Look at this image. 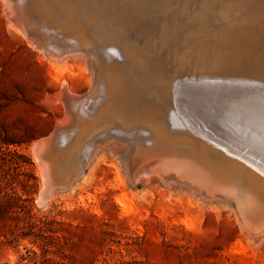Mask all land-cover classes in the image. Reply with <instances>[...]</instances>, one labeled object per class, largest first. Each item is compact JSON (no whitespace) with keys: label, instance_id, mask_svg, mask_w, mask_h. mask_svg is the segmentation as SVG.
Here are the masks:
<instances>
[{"label":"rangeland","instance_id":"obj_1","mask_svg":"<svg viewBox=\"0 0 264 264\" xmlns=\"http://www.w3.org/2000/svg\"><path fill=\"white\" fill-rule=\"evenodd\" d=\"M22 1L9 0V4L12 7L15 3L13 7L14 13L16 14L15 17L18 20L22 17L24 20H19V23L16 24L7 15L6 2L0 0V264H264V169L261 170L264 166V159L263 156H261L262 158H258L255 149L249 145H253L250 140H256L262 143V148L264 147V120L251 121L250 119L252 117L250 116L249 118V114L245 111L243 112L241 109L242 100L238 95L236 93L229 94V91L235 87H243L248 84L252 86V83H248L247 80L251 79L252 81L254 78L251 75L252 73L244 74V71L236 73L221 71L219 78L215 76V83H212L215 88L209 83L210 80L208 81L206 78H203L207 75V72L214 70V68L211 69V66H213L215 59H218L219 54L217 52H219L220 46L223 45L221 43L222 38L220 37L225 32L231 33L232 39L240 46L242 44L243 46L253 45L255 41H261L260 38H264V0H169L172 2L169 3L168 1V7L160 6L161 8L158 7L155 9L156 14L154 16L150 15L142 18L141 22L145 26L139 30V35L136 38H130L129 35L138 29L137 26L125 22L121 17L122 15H120L121 10L109 3L99 0H71L73 2V9H77L78 14H80L81 22L89 26V29H86L87 31L84 29L82 32H76L75 29L65 24L64 21H55L54 19L51 23L52 18L48 16V13L44 9L35 8L34 4L36 0ZM28 1L30 3H27ZM212 5L214 6L213 9L211 8ZM93 8L94 10L90 11ZM98 8L101 9L100 12L97 11ZM95 10L97 13H94ZM224 10L229 12H223ZM40 19L43 20L41 21ZM170 19L172 20L169 21ZM54 22L57 24L55 25ZM151 24L152 27L150 26ZM96 25L97 27H95ZM102 25L103 27H101ZM39 26H41V30ZM43 26H46V28ZM55 27L57 28L55 29ZM49 30L50 32H48ZM70 30L71 32H69ZM72 30H74L73 33ZM57 31L58 36L56 34ZM77 33L81 34L78 35ZM90 33L93 34L91 35ZM116 35L118 38H116ZM78 38L80 39L79 41H82L80 43L85 48L78 43ZM86 38L87 40H85ZM44 41H47V44ZM59 43L62 45L61 48L59 47ZM151 43H154V45L152 46ZM68 44L71 45L69 46L70 48L65 47L64 51V46ZM85 44L89 46L87 49ZM195 44H198V46H195ZM52 47H54V51ZM75 48L79 50V53H77ZM120 48L123 52L120 51ZM93 51H95L96 56L98 55L97 57H95ZM43 52L45 54L51 52V55H45ZM71 52L73 54L75 52L76 55L74 54L73 56ZM92 52L94 55L93 59L90 54ZM53 54L55 55L53 56ZM48 55L53 58L51 59ZM61 55L62 58L60 59L59 56ZM87 55H90V57ZM55 56L58 58H54ZM96 59L98 60L96 61ZM91 61L93 64L90 63ZM99 61L104 62L100 63ZM107 61L109 64L105 63ZM91 64L92 66H90ZM101 65H103L102 68L100 67ZM94 66H97L96 69ZM125 66L128 67L126 68ZM91 67L93 68L91 69ZM107 67L108 70L105 71ZM98 68L99 70H97ZM158 69L162 71L159 73ZM127 72L131 73L128 74ZM101 73H103V76ZM95 77L98 79L97 83H95ZM155 77L158 79H153ZM243 77L246 79L242 80ZM185 78L187 80L190 79V85H196L189 86V90L187 89L185 92H183L184 89L179 90L180 88L174 90L176 88L175 86L179 87L178 85L187 81ZM168 79L170 80L168 81ZM175 82L178 84L173 85ZM92 85L93 87H91ZM108 85L111 86L109 87ZM135 86L137 90H132L131 93L133 94L130 95V88H134ZM160 86L161 89L159 88ZM125 89L129 90V92H126ZM87 90L88 92H84ZM208 90L212 91L215 95ZM63 91H68L67 93L70 98L72 95V100L70 99L69 103L67 102L71 106H68L62 98L57 96L58 92L62 93ZM178 92L180 93L178 94ZM77 93H83L85 95L82 96L80 94L81 97ZM173 93H176L178 96ZM130 96L135 98L132 99ZM192 97H201L204 100L201 101L203 105L201 107L204 113L200 119V122H205L204 124L202 123L205 128L204 130H201L203 127L199 126L198 119V124L194 121L197 126L192 121L196 117L192 119L190 117L191 115L187 114L189 104L186 100L187 98L193 99ZM86 98L88 101L91 100V102L86 101ZM73 99L75 100L73 101ZM97 99L99 100L97 101ZM129 101L131 102L129 103ZM177 103L179 104L174 105ZM137 105L139 106L136 108ZM155 105L158 110L155 108ZM89 106L91 109L86 110ZM117 107L118 109H116ZM83 110L87 111L85 113L88 116L90 114V116L88 117ZM146 110L149 112L147 113ZM234 110L238 115H236ZM156 111L157 113H155ZM69 112H71V115ZM82 113L84 116H81ZM138 113L141 116L139 118L134 117ZM201 113L199 112V114ZM125 114H128L129 117L122 118V115ZM204 115H211L212 117L208 116V119H206L207 116L204 117ZM183 116L185 117L183 118ZM209 119L211 120L210 123ZM149 120L152 121L150 122ZM212 121L213 123L215 121V123L213 124ZM217 123L224 125L218 126L216 125ZM210 124L213 125L210 126ZM193 125L194 128L191 127ZM215 125L218 129L221 127L219 129L220 133ZM109 126L111 130L107 129ZM207 127L208 131L212 129L210 131L214 133L211 134L210 131L204 132L207 130ZM213 128L217 131H214ZM223 128L226 130V133H224L225 130ZM183 130H185V133ZM58 131L61 132L59 133ZM238 131L240 132L238 133ZM200 132H204V134ZM206 133H209V136ZM152 134L155 137L151 136ZM220 134H225V138ZM197 135L202 137L199 138L200 136ZM210 135L213 136L211 137ZM242 135H245V137ZM135 137L137 139L139 138V143L135 141L137 140ZM45 138L47 140H44ZM71 138L73 139L72 141ZM158 140L159 143H157ZM41 142L43 143L42 145L40 144V150L38 149L39 151L37 152L36 146ZM52 145H57L58 147L53 146V149ZM72 145H75L76 148ZM89 145L92 146L89 148ZM177 145L179 147L176 150ZM170 147L172 148L171 150ZM173 147H175V150H173ZM87 148L90 151L86 150ZM131 149L134 150L131 151ZM263 151L261 155H264ZM67 152L70 153L67 155ZM137 152L138 154H136ZM225 152L231 155L233 153L235 154L230 157L231 155L224 154ZM94 154L97 155L94 156ZM56 156L59 157L57 158ZM43 157H45L44 160L42 159ZM174 157L177 158L174 159ZM71 158L72 160H70ZM76 159L77 161L83 162H77ZM71 161L72 163H69ZM85 161L88 163L86 164ZM138 162L144 164L140 165ZM172 162L173 164H171ZM146 163L147 165H145ZM257 163L263 166L259 167ZM68 164L71 165V168ZM253 165L258 166L255 167L258 170H255ZM168 167L170 168L168 169ZM173 167L177 170L176 172L172 170L174 169ZM59 168L61 170H58ZM147 169L152 171V173L147 171ZM80 170L81 173L79 172ZM145 171L147 172L145 173ZM232 171L234 174L231 173ZM192 172L195 177L192 176ZM189 173L192 174L189 175ZM245 173L249 175L248 180L243 178V174ZM44 174L47 176L46 179L43 176ZM185 175H188V177ZM198 175L206 184H203L202 180H200L201 183L198 180H194L198 178ZM177 176L180 177L177 178ZM181 177H187V180L186 178L185 180H181ZM200 177L199 179H201ZM192 179L195 181L194 184L191 181ZM181 181L182 183L179 184ZM197 181L201 186H211L207 187L209 191L204 186L201 188ZM176 183L178 184L176 185ZM215 183L217 184L214 185ZM182 184L183 186H181ZM190 184L192 185L190 186ZM211 184L215 188L219 187L215 189L217 193L213 190L214 187ZM224 185L228 187H224ZM191 188H198V190H191ZM53 195L54 198H52ZM208 195L212 198H209ZM214 195L215 197H213ZM43 196L45 197L42 198ZM245 196L247 201L245 200ZM48 198H51V201ZM228 199L231 200L229 201ZM234 202L236 204H233ZM240 211L241 213H239ZM242 216L245 219L249 218L246 223L248 221H250L248 224L253 223L251 228V224L248 228V224L245 223V219ZM246 226L249 229V234L246 231L248 230ZM253 229L255 230L252 231ZM254 236L256 239L252 238Z\"/></svg>","mask_w":264,"mask_h":264},{"label":"bare ground","instance_id":"obj_2","mask_svg":"<svg viewBox=\"0 0 264 264\" xmlns=\"http://www.w3.org/2000/svg\"><path fill=\"white\" fill-rule=\"evenodd\" d=\"M5 2H6V12H7V15H8V17L10 18V20H12L14 23H16V24H18L19 23V20H22V21H24L23 19H22V17H20V19L18 20L17 19V17H15L16 16V14L14 13V10H13V7L15 6V3H14V6L12 7L10 4H9V0H4ZM22 1V0H21ZM71 0H36V2H35V8H40V9H44L47 13H48V16L49 17H51L52 19H51V23L53 22V20L55 19V21H64V23L65 24H67L69 27H71V28H73V29H75L76 30V32H82L84 29H85V31H87L86 29H89L88 27L89 26H87V24H85V23H82L81 22V20H80V14H78V11H77V9H73V6H72V1L70 2ZM75 1V0H74ZM96 1V0H95ZM99 1H101V2H105V3H109V4H111L112 6H114V7H116V8H119L120 10H121V14L120 15H122L121 17H122V19L125 21V22H127V23H129V24H132V25H134V26H137V30L135 31V32H131L130 33V38H136V37H138V35H139V30H141V29H143L144 28V24H143V22H141V20H142V18L144 17V16H154V14H156V12H155V9L156 8H158V7H160V6H162V7H168L169 6V4H168V1L169 0H99ZM181 1V0H180ZM210 1H212V0H210ZM209 1V2H210ZM12 2V1H11ZM23 2V1H22ZM170 2H172V1H169V3ZM203 2V1H202ZM21 3V2H20ZM26 3V2H25ZM27 3H30L29 1L27 2ZM84 3V2H83ZM12 4V3H11ZM175 4V3H174ZM174 4H173V6H174ZM185 4V3H184ZM203 4V3H202ZM214 4V3H213ZM244 4V3H243ZM5 5V4H4ZM105 5V4H104ZM110 5V6H111ZM183 5V4H182ZM216 5V4H215ZM28 6V5H27ZM71 6H72V8H71ZM92 6H93V4H92ZM96 6H97V3H96ZM108 6V5H107ZM175 6H177V5H175ZM19 7V6H18ZM30 7V6H29ZM180 7V6H179ZM183 7V6H182ZM205 7V6H204ZM207 7V6H206ZM213 5H212V9H213ZM20 8V7H19ZM111 8V7H110ZM161 8V7H160ZM170 8V7H169ZM20 9H22V8H20ZM19 9V10H20ZM189 9V8H188ZM198 9H199V7H198ZM202 9V8H201ZM220 9V8H219ZM241 9V8H240ZM249 9V8H248ZM80 10V9H79ZM94 10V8L93 9H91L90 11H93ZM100 10L101 9H99L98 8V10L97 11H99L100 12ZM180 10H181V8H180ZM89 11V12H90ZM97 11L95 10L94 11V13H97ZM104 11H106V10H104ZM175 11V10H174ZM187 11V10H186ZM204 11H205V9H204ZM213 11V10H212ZM226 10H224L223 12H225ZM250 11V10H249ZM29 12V11H28ZM37 12V11H36ZM42 12V11H41ZM40 12V13H41ZM88 12V13H89ZM161 12V11H160ZM175 12H178V11H175ZM220 12H221V10H220ZM226 12H229V11H226ZM20 13H21V11H20ZM25 13V12H24ZM46 13V14H47ZM184 13V12H183ZM206 13H208L207 11H206ZM212 13V12H211ZM34 14H35V12H34ZM90 14V13H89ZM118 14V13H117ZM212 14H215V13H212ZM230 14V13H229ZM241 14V13H240ZM22 15V14H21ZM39 15V14H38ZM41 15H42V13H41ZM114 15V14H113ZM189 15V14H188ZM198 15V14H197ZM210 15V14H209ZM208 15V16H209ZM242 15V14H241ZM244 15V14H243ZM27 16V15H26ZM46 16V15H45ZM53 16V17H52ZM82 16V15H81ZM83 16H84V14H83ZM82 16V17H83ZM90 16V15H89ZM159 16V15H158ZM180 16V15H179ZM185 16V15H184ZM199 16V15H198ZM230 16H231V14H230ZM229 16V17H230ZM239 16V15H238ZM245 16V15H244ZM256 16V15H255ZM24 17V16H23ZM47 17V16H46ZM112 17V16H111ZM176 17H178V16H176ZM240 17V16H239ZM248 17V16H247ZM25 18V17H24ZM45 18V17H44ZM107 18V17H106ZM160 18V17H159ZM210 18V17H209ZM240 18H242V17H240ZM33 19H34V17H33ZM83 19H84V17H83ZM249 19V18H248ZM27 20V19H26ZM35 20V19H34ZM37 20V19H36ZM41 20V19H40ZM43 20V19H42ZM41 20V21H42ZM47 20V19H46ZM151 20V19H150ZM172 19H170L169 21H171ZM176 20V19H175ZM198 20H199V18H198ZM208 20V19H207ZM243 20V19H242ZM21 21V22H22ZM29 21H31V20H29ZM86 21V20H85ZM186 21H187V19H186ZM27 22V21H26ZM37 22V21H36ZM48 22H50V21H48ZM62 22H59V23H62ZM111 22H113V21H111ZM117 22V21H116ZM154 22V21H153ZM104 23V22H103ZM149 23V22H148ZM191 23H192V21H191ZM211 23V22H210ZM31 24V23H30ZM46 24H47V22H46ZM54 24H55V22H54ZM57 24V23H56ZM55 24V25H56ZM63 24V23H62ZM146 24V23H145ZM199 24V23H198ZM59 25V24H58ZM195 25V24H194ZM205 25V24H204ZM53 27H54V25H52ZM61 26V25H60ZM63 26V25H62ZM68 26H66V27H68ZM85 26V27H84ZM149 26V25H148ZM151 27H152V24L150 25ZM149 26V27H150ZM201 26H203V25H201ZM232 26H234V25H232ZM44 27V26H43ZM58 27V26H57ZM57 27H55V29L57 28ZM95 27H97V25L95 26ZM101 27H103V25L101 26ZM106 27V26H105ZM118 27V26H117ZM150 27V28H151ZM171 27V26H170ZM196 27H197V25H196ZM21 28V27H20ZM19 28V29H20ZM44 28H46V26L44 27ZM63 28V27H62ZM90 28H92V27H90ZM155 28H157V27H155ZM172 28V27H171ZM26 29H27V27H26ZM39 29L41 30V26H39ZM54 29V31H56ZM66 30H67V28H65ZM116 29H118V28H116ZM119 29H120V27H119ZM125 29V28H124ZM159 29H160V27H159ZM168 29H169V27H168ZM173 29V28H172ZM175 29V28H174ZM21 30V29H20ZM46 30V29H45ZM58 30H60V29H58ZM94 30V29H93ZM123 30V29H122ZM146 30V29H145ZM144 30V31H145ZM151 30V29H150ZM158 30V29H157ZM181 30V29H180ZM261 30V29H260ZM264 30V29H263ZM63 31V30H62ZM73 31L74 30H72V33H73ZM84 31V32H85ZM155 31V30H154ZM169 31V30H168ZM178 31V30H177ZM48 32H50V30L48 31ZM69 32H71V30L69 31ZM89 32V31H88ZM127 32H129V31H127ZM147 32V31H146ZM162 32V31H161ZM45 33H47V32H45ZM64 33V32H63ZM66 33H68L67 31H66ZM101 33H103V32H101ZM100 33V34H101ZM116 33V32H115ZM123 33V32H122ZM150 33H151V31H150ZM189 33V32H188ZM243 33V32H242ZM262 33V32H261ZM24 34V33H23ZM47 34H50V33H47ZM54 34V33H53ZM56 34H57V36H58V31L56 32ZM76 34V33H75ZM78 34V33H77ZM79 34H81V33H79ZM78 34V35H79ZM86 34H87V32H86ZM91 35L93 34V33H90ZM152 34V33H151ZM158 34V33H157ZM163 34H164V31H163ZM171 34V33H170ZM186 34V33H185ZM231 34V33H230ZM229 33H224V35H222V37H220V38H222L221 40H222V42L221 43H223V45H221L220 46V49H219V52H217L218 54H219V56H218V59L216 58L215 59V61H214V63H213V66H211V69H213L214 68V70H211V71H209V72H207V75H205V77H203V78H206L208 81H209V83L211 84V85H213L214 86V84H212L213 82L215 83V76L216 77H218L219 78V76H220V72L222 71V72H231V73H236V72H240V71H244V74L246 73V74H251L252 76H253V78H254V80H252L251 81V79L250 80H247L248 81V83H252V86H254V87H252L250 84H248L247 86L245 85V86H243V87H240V86H238V87H235V88H233V89H231V91H229V94H231V93H236L237 95H238V97L242 100V107H241V109L243 110V112L245 111L247 114H249V118H250V116L252 117V119H250L251 121L252 120H259V119H262V120H264V38H260L261 39V41L259 40V41H255L254 43H253V45H249V46H243V44L240 46L239 44H237V42H235L233 39H232V35H230ZM234 34V33H233ZM25 35V34H24ZM43 35H46V34H43ZM55 35V34H54ZM66 35V34H65ZM83 35V34H82ZM95 35V34H94ZM102 35V34H101ZM105 35V34H104ZM119 35H120V33H119ZM148 35H149V32H148ZM174 35V34H173ZM190 35H192V34H190ZM26 36V35H25ZM36 36V35H35ZM60 36V35H59ZM63 36H64V34H63ZM73 36V35H72ZM84 37H85V35H83ZM88 36V35H87ZM86 36V37H87ZM145 36V35H144ZM152 36V35H151ZM48 37V36H47ZM56 37V36H55ZM77 37H79V36H77ZM82 37V36H81ZM96 37V36H95ZM94 37V38H95ZM101 37V36H100ZM99 37V38H100ZM126 37V36H125ZM158 37H159V35H158ZM172 37V36H171ZM174 37V36H173ZM192 37V36H191ZM246 37V36H245ZM49 38V37H48ZM51 38V37H50ZM66 38V37H65ZM69 38V37H68ZM92 38V37H91ZM102 38V37H101ZM116 38H118L117 37V35H116ZM161 38V37H160ZM159 38V39H160ZM55 39V38H54ZM70 39H72L71 37H70ZM77 39V38H76ZM89 39V38H88ZM138 39V38H137ZM143 39V38H142ZM173 39V38H172ZM206 39V38H205ZM41 40V39H40ZM47 40V39H46ZM80 39L78 38V41H79ZM85 40H87V38L85 39ZM84 40V41H85ZM101 40V39H100ZM99 40V41H100ZM161 40V39H160ZM174 40H176L175 38H174ZM247 40V39H246ZM256 40H258V38H256ZM48 41H49V39H48ZM56 41V40H55ZM89 41V40H88ZM105 41V40H104ZM142 41V40H141ZM183 41V40H182ZM215 41V40H214ZM30 42V41H29ZM41 42H42V44H43V41L41 40ZM46 44H47V41H44ZM51 42V41H50ZM67 42V41H66ZM76 42V41H75ZM74 42V43H75ZM82 43V41H79L78 43ZM86 42V41H85ZM91 42H92V40H91ZM97 42V41H96ZM148 42V41H147ZM161 42H163V41H161ZM52 43H54L53 41H52ZM62 43V42H61ZM61 43H59L60 44V48L62 47V45H61ZM69 43V42H68ZM80 43V44H81ZM84 43V42H83ZM108 43V42H107ZM111 43V42H110ZM137 43H139V42H137ZM173 43V42H172ZM184 43V42H183ZM193 43H195V42H193ZM66 44V43H65ZM76 44V43H75ZM91 44V43H90ZM97 44V43H96ZM112 44V43H111ZM152 44V43H151ZM178 44V43H177ZM44 45V44H43ZM49 45V44H48ZM55 45V44H54ZM53 45V46H54ZM76 45H78V44H76ZM82 45V44H81ZM87 44H85V46H86ZM88 45H89V43H88ZM102 45V44H101ZM126 45V44H125ZM129 45V44H128ZM145 45H146V43H145ZM144 45V46H145ZM154 45V43L152 44V46ZM160 45H161V43H160ZM164 45V44H163ZM38 46V45H37ZM40 46H41V44H40ZM47 46V45H46ZM69 46H71L70 44H68V45H66V46H64V51H65V47H68V48H70ZM74 46V45H73ZM80 46V45H79ZM83 46V45H82ZM90 46V45H89ZM89 46H86V49L89 47ZM111 46V45H110ZM115 46V45H114ZM116 46H118V45H116ZM195 46H198V44L196 45L195 44ZM39 47V46H38ZM50 47V46H49ZM55 47V46H54ZM54 47H52V50H53V48ZM84 47V46H83ZM96 47H98V46H96ZM128 47V46H127ZM130 47V46H129ZM132 47V46H131ZM181 47V46H180ZM42 48H44V47H42ZM67 48V49H68ZM78 48V47H77ZM85 48V47H84ZM91 48H93V47H91ZM104 48V47H103ZM115 48V47H114ZM154 48V47H153ZM191 48V47H190ZM40 49H41V47H40ZM45 49H48V48H45ZM76 49V48H75ZM90 49V48H89ZM109 49V48H108ZM121 49V48H120ZM130 49V48H129ZM131 49H133V48H131ZM160 49V48H159ZM177 49V48H176ZM199 49H200V46H199ZM198 49V50H199ZM50 50V49H49ZM48 50V51H49ZM52 50H50V51H52ZM60 50H63V49H60ZM59 50V51H60ZM77 50V53H79V50L78 49H76ZM76 50H73V51H76ZM81 50V49H80ZM114 50V49H113ZM116 50V49H115ZM194 50V49H193ZM44 52H45V50H43ZM54 51V50H53ZM69 51V50H68ZM71 51H72V49H71ZM117 51H118V49H117ZM116 51V52H117ZM120 51H122L123 52V50L121 49ZM126 51V50H125ZM140 51V50H139ZM43 52V53H44ZM94 52V54H95V51H93ZM93 52L92 53H90L91 54V58L93 59V57H94V55H93ZM103 57H104V55L100 52V51H98ZM97 52V53H98ZM108 52H110V51H108ZM114 52V51H113ZM174 52V51H173ZM201 52V51H200ZM51 53V52H50ZM50 53H46V54H50ZM54 53V52H53ZM68 53V52H67ZM72 54H73V52H71ZM125 53H127V52H125ZM194 53H195V50H194ZM203 53V52H202ZM45 54V53H44ZM45 54V55H46ZM69 54H70V52H69ZM71 54V55H72ZM74 54L76 55V53L74 52ZM74 54H73V56H74ZM82 54V53H81ZM84 54V53H83ZM86 54H87V52H86ZM85 54V55H86ZM105 54V53H104ZM115 54V53H114ZM113 54V55H114ZM117 54V53H116ZM122 54V53H121ZM177 54V53H176ZM176 54H174V55H176ZM198 54V53H197ZM201 54V53H200ZM203 54H205V53H203ZM51 55V54H50ZM55 54H53V56H54ZM65 55V54H64ZM67 55V54H66ZM84 55V56H85ZM106 55V54H105ZM111 55V54H110ZM151 55V54H150ZM49 56V55H48ZM87 56H89L90 57V55H87ZM98 56V55H97ZM96 56V54H95V57H97ZM123 56V55H122ZM127 56H129V55H127ZM202 56V55H201ZM49 57H51V59L53 58L52 56H49ZM48 57V58H49ZM60 57V59L62 58V55L61 56H59ZM105 57H108V56H105ZM130 57V56H129ZM132 57V56H131ZM146 57V56H145ZM211 57V56H210ZM54 58H56V56L54 57ZM58 58V57H57ZM56 58V59H57ZM63 58H64V56H63ZM86 58V57H85ZM102 57L100 56V59H101ZM114 58V57H113ZM118 58V57H117ZM116 58V59H117ZM123 58V57H122ZM135 58V57H134ZM147 58V57H146ZM203 58V57H202ZM207 58V57H206ZM92 59H90V60H92ZM99 59V60H100ZM105 59V58H104ZM107 59V58H106ZM127 59V58H126ZM125 59V60H126ZM130 59V58H129ZM136 59V58H135ZM138 59V58H137ZM140 59V58H139ZM157 59V58H156ZM210 59V58H209ZM212 59V58H211ZM214 59V58H213ZM90 60H88V61H90ZM98 59H96V61H97ZM102 60V59H101ZM109 60H111L110 58H109ZM124 60V61H125ZM132 60V59H131ZM141 60V59H140ZM183 60H185V59H183ZM86 61H87V59H86ZM95 61V60H94ZM137 61V60H136ZM200 61V60H199ZM198 61V62H199ZM211 61V60H210ZM60 62V61H59ZM100 62V61H99ZM104 62V61H103ZM102 61L100 62V63H103ZM117 62V61H116ZM149 62V61H148ZM202 62V61H201ZM204 62V61H203ZM206 62V61H205ZM90 63H92V61L90 62ZM89 63V64H90ZM105 63H108V61L107 62H105ZM120 63V62H119ZM93 64V63H92ZM92 64L90 65V66H92ZM94 64H96V63H94ZM99 64V63H98ZM97 64V65H98ZM109 64V63H108ZM107 64V65H108ZM132 64V63H131ZM148 64V63H147ZM111 65H113V64H111ZM119 65V64H118ZM125 65H126V63H125ZM128 65V64H127ZM135 65H137L136 63H135ZM192 65V64H191ZM89 66V67H90ZM102 66L103 65H101L100 67L102 68ZM109 66V65H108ZM139 66H140V63H139ZM138 66V67H139ZM146 66V65H145ZM159 66V65H158ZM195 66V65H194ZM95 67V66H94ZM97 67V66H96ZM96 67H95V69H96ZM99 67V68H100ZM106 67V66H105ZM115 67H117V65H115ZM126 67V66H125ZM128 67V66H127ZM126 67V68H127ZM143 67H144V65H143ZM152 67H154V66H152ZM157 67V66H156ZM93 67H91V69H92ZM99 68L97 69V70H99ZM118 68V67H117ZM116 68V69H117ZM123 68V67H122ZM125 68V69H126ZM137 68V67H136ZM149 68H150V66H149ZM148 68V69H149ZM162 68V67H161ZM111 69V68H110ZM124 69V70H125ZM129 69V68H128ZM190 69V68H189ZM201 69V68H200ZM209 69H210V67H209ZM225 69V70H224ZM89 70V69H88ZM108 70V67H107V69L105 70V71H107ZM127 70V69H126ZM133 70V69H132ZM136 70V69H135ZM140 70V69H139ZM138 70V71H139ZM147 70V69H146ZM159 70V69H158ZM165 70V69H164ZM92 71V70H91ZM93 71H94V69H93ZM92 71V72H93ZM104 71V70H103ZM144 71V70H143ZM148 71V70H147ZM150 71V70H149ZM153 71V70H152ZM155 71V70H154ZM162 71V70H161ZM160 70H159V73L161 72ZM195 71H197V70H195ZM214 71V72H213ZM94 72H96V71H94ZM93 72V73H94ZM112 72H113V70H112ZM117 72V71H116ZM134 72V71H133ZM145 72V71H144ZM165 72V71H164ZM90 73V72H89ZM92 73V74H93ZM105 73V72H104ZM118 73V72H117ZM120 73V72H119ZM123 73H125V72H123ZM128 73V72H127ZM131 73V72H130ZM130 73H128V74H130ZM137 73H139V72H137ZM150 73V72H149ZM212 73H216V74H212ZM96 74V73H95ZM102 74V76H103V73H101ZM107 74V73H106ZM141 74H143V73H141ZM141 74H139V75H141ZM146 74V73H145ZM154 74V73H153ZM157 74V73H156ZM166 74V73H165ZM168 74H170V73H168ZM230 74V73H229ZM94 75V74H93ZM98 75V74H97ZM110 75V74H109ZM127 75V74H126ZM135 75H136V72H135ZM144 75V74H143ZM159 75V74H158ZM164 75V74H163ZM200 75H202V74H200ZM99 76H101V75H99ZM99 76H97V77H99ZM105 76V75H104ZM128 76V75H127ZM134 76V75H133ZM144 76H147V75H144ZM152 76H154V75H152ZM157 76V75H156ZM160 76H162V75H160ZM191 76V75H190ZM107 77V76H106ZM129 77V76H128ZM131 77V76H130ZM178 77H179V75H178ZM184 77V76H183ZM189 77V76H188ZM187 77V78H188ZM195 77V76H194ZM96 78V77H95ZM100 78V77H99ZM137 78V77H136ZM146 78V77H145ZM170 78H172V77H170ZM192 78V77H191ZM198 78V77H197ZM239 78V77H238ZM102 79V78H101ZM113 79V78H112ZM116 79V78H115ZM125 79V78H124ZM123 79V80H124ZM138 79V78H137ZM141 79V78H140ZM153 79H156V77L155 78H153ZM152 79V80H153ZM158 79V78H157ZM156 79V80H157ZM163 79V78H162ZM166 79V78H165ZM186 79V78H185ZM194 79V78H193ZM205 79V80H206ZM232 79V78H231ZM243 79H246L245 77H243L242 78V80ZM94 80V79H93ZM92 80V81H93ZM97 78H96V82L95 83H97ZM106 80V79H105ZM104 80V81H105ZM109 80V79H108ZM120 80V79H119ZM126 80V79H125ZM132 80V79H131ZM135 80V79H134ZM145 80V79H144ZM170 79H168V81H169ZM187 80V79H186ZM203 80V79H202ZM113 81V80H112ZM140 81H142V80H140ZM172 81V80H171ZM179 81H181V80H179ZM184 81V80H183ZM236 81H238V80H236ZM63 82V81H62ZM64 82H66L65 80H64ZM63 82V83H64ZM111 82V81H110ZM129 82H130V80H129ZM133 82V81H132ZM150 82V81H149ZM152 83H153V81H151ZM157 82H159V81H157ZM164 82V81H163ZM189 82H190V79L189 80H187V81H185V82H183L181 85H178L179 87H177V86H175L176 88L174 89V90H176L177 88H180L179 90H182V89H184L183 90V92H185L188 88H189V86L191 87V86H193V85H196V84H193V85H190L189 84ZM68 83V82H67ZM99 83V82H98ZM106 83V82H105ZM109 83V82H108ZM118 83V82H117ZM141 83V82H140ZM160 83H162L161 81H160ZM181 83V82H180ZM191 83H192V79H191ZM194 83V82H193ZM198 83V82H197ZM201 83V82H200ZM208 83V82H207ZM217 83V82H216ZM66 84V83H65ZM122 84V83H121ZM132 84V83H131ZM151 84V83H150ZM165 84V83H164ZM178 84V83H177ZM176 84V82H175V84H173V85H177ZM96 85H98V84H96ZM100 85V84H99ZM105 85V84H104ZM107 85V84H106ZM116 85V84H115ZM123 85H124V83H123ZM126 85V84H125ZM147 85V84H146ZM157 85V84H156ZM160 85V84H159ZM162 85V84H161ZM64 86V85H63ZM66 86V85H65ZM102 86V85H101ZM109 86V85H108ZM111 86V85H110ZM109 86V87H110ZM129 86V85H128ZM142 86V85H141ZM148 86V85H147ZM206 86V85H205ZM210 86V85H209ZM67 87V86H66ZM91 87H93V85L91 86ZM90 87V88H91ZM106 87V86H105ZM119 86H117V88H118ZM133 87V86H132ZM143 87V86H142ZM158 87V86H157ZM164 87V86H163ZM200 87V86H199ZM207 87V86H206ZM234 87V86H233ZM97 88V87H96ZM101 88V87H100ZM103 88V87H102ZM155 88V87H154ZM153 88V89H154ZM160 89H161V86L159 87ZM193 88V87H192ZM213 88H215V86L213 87ZM212 88V89H213ZM219 88V87H218ZM232 88V87H231ZM68 89V88H67ZM107 89V88H106ZM112 89V88H111ZM110 89V90H111ZM119 89H120V87H119ZM131 90H130V92H129V90H126L125 89V91L126 92H129L130 93V95H132L133 93H131V91L133 90V91H136L137 90V87L135 86L134 88H130ZM148 89H150L149 87H148ZM158 89V88H157ZM163 89V88H162ZM165 89H166V87H165ZM164 89V90H165ZM204 89V88H203ZM61 90V89H60ZM59 90V91H60ZM90 90V89H89ZM97 90V89H96ZM109 90V91H110ZM123 90H124V88H123ZM140 90H141V88H140ZM152 90V89H151ZM156 90V89H155ZM178 90V89H177ZM189 90V89H188ZM199 90V89H198ZM216 90V89H215ZM218 90V89H217ZM223 90V89H222ZM70 91H72V90H70ZM93 92H95L94 90H92ZM108 91V92H109ZM113 91V90H112ZM111 91V92H112ZM117 91V90H116ZM115 91V92H116ZM120 91V90H119ZM173 91V90H172ZM171 91V92H172ZM195 91V90H194ZM201 91V90H200ZM203 91H205V90H203ZM208 91H210V90H208ZM214 91V90H213ZM61 92V91H60ZM64 92V91H63ZM57 93V96L58 97H60V98H62L65 102L64 103H66V104H68L69 103V100L72 98V95H71V98L69 97V94L65 91L64 93ZM75 92V91H74ZM84 92H88V90L87 91H84ZM107 92V93H108ZM114 92V93H115ZM161 92H163L162 90H161ZM169 92V91H168ZM181 92V91H180ZM180 92H178V94L180 93ZM190 92V91H189ZM213 95H215L212 91H210ZM209 92V93H210ZM215 92V91H214ZM217 92V91H216ZM73 93V92H72ZM96 93V92H95ZM95 93H94V95H95ZM104 93V92H103ZM140 93V92H139ZM156 93V92H155ZM177 93V92H176ZM176 93H173L174 95L176 94ZM208 93V94H209ZM226 93V92H225ZM60 96H59V95ZM68 94V95H67ZM76 94V93H75ZM77 94H79V93H77ZM80 94H82V96H84L83 95V93H80ZM79 94V96H81ZM89 94V93H88ZM119 94V93H118ZM124 94V93H123ZM141 94V93H140ZM152 94V93H151ZM158 94H159V92H158ZM162 94V93H161ZM194 94V93H193ZM201 94V93H200ZM106 95V94H105ZM146 95V94H145ZM168 95V94H167ZM173 95V96H174ZM177 95V94H176ZM189 95V94H188ZM206 95V94H205ZM224 95V94H223ZM81 96V97H82ZM108 96V95H107ZM134 96V95H133ZM147 96H148V94H147ZM152 96V95H151ZM154 96H156V94H154ZM164 96H165V94H164ZM178 96V95H177ZM184 96V95H183ZM187 96V95H186ZM192 96V95H191ZM92 97V96H91ZM109 97V96H108ZM125 97H127V95H125ZM131 97V96H130ZM149 97V96H148ZM157 97V96H156ZM181 97V96H180ZM188 97V96H187ZM203 97V96H202ZM207 97V96H206ZM219 97V96H218ZM59 98V99H60ZM95 98V97H94ZM107 98V97H106ZM118 98V97H117ZM123 98V97H122ZM132 99H134L135 97H131ZM138 98V97H137ZM136 98V99H137ZM158 98V97H157ZM162 98V97H161ZM173 98V97H172ZM186 98V97H185ZM193 98V97H192ZM82 99H84V98H82ZM87 99V98H86ZM128 99V98H127ZM150 99V98H149ZM151 99H152V97H151ZM166 99V98H165ZM189 98H187V100H186V102L189 104V111H188V113L187 114H189V115H191L190 117H192V119L193 118H195L194 120H192L193 122L195 121V122H197V119H198V122H199V126H201V127H203V128H201V130L203 129H205L204 128V125H202V123L204 124L205 122H200V119L202 118V114L204 113V110L202 111V107L201 106H203L202 105V102L201 101H204L203 99H201V97L200 98H197V97H194L193 99H189ZM206 99V98H205ZM234 99V98H233ZM61 100V99H60ZM72 100V99H71ZM75 99H73V101H74ZM95 100V99H94ZM99 99H97V101H98ZM101 100V99H100ZM131 100V99H130ZM154 100H155V98H154ZM158 100V99H157ZM156 100V101H157ZM178 100V99H177ZM185 100V99H184ZM228 100V99H227ZM226 100V101H227ZM83 101H85V100H83ZM86 101H88V99L86 100ZM93 101V100H92ZM146 101H147V99H146ZM159 101H160V97H159ZM158 101V103H160ZM173 101H174V99H173ZM179 101V100H178ZM207 101V100H206ZM231 101V100H230ZM234 101V100H233ZM61 102H62V100H61ZM68 102V103H67ZM80 102H81V100H80ZM88 102H91V100H89ZM87 102V103H88ZM94 102V101H93ZM100 102V101H99ZM99 102H97V103H99ZM104 102H106V101H104ZM108 102V101H107ZM117 102V101H116ZM131 101H129V103H130ZM132 102H134V101H132ZM138 102V101H137ZM136 102V103H137ZM140 103H142L141 101H139ZM153 102V101H152ZM232 102V101H231ZM77 103V102H76ZM79 103V102H78ZM103 103V102H102ZM146 103H148V102H146ZM150 103V102H149ZM228 103V102H227ZM235 103V102H234ZM86 104V103H85ZM108 104H110V103H108ZM107 104V105H108ZM111 104H112V102H111ZM132 104H134V103H132ZM153 104H155V103H153ZM162 104V103H161ZM165 104V103H164ZM179 103H177V104H174V105H178ZM232 104H233V102H232ZM83 105V104H82ZM100 105H102V104H100ZM156 105H157V103H156ZM156 105H155V108H156ZM171 105H172V103H171ZM225 105V104H224ZM228 105V104H227ZM68 106H71L70 104H68ZM91 106H93L92 104H91ZM95 106H96V104H95ZM139 105H137L136 106V108L138 107ZM146 106V105H145ZM167 106H168V104H167ZM173 106V105H172ZM181 106V105H180ZM184 106H185V104H184ZM223 106V105H222ZM231 106V105H230ZM233 106V105H232ZM235 106V105H234ZM236 106H238V104H236ZM65 107V106H64ZM73 107V106H72ZM90 107V106H89ZM86 108V110H88V109H91V107L90 108ZM110 107V106H109ZM162 107V106H161ZM160 107V108H161ZM170 107V106H169ZM179 107V106H178ZM214 107V106H213ZM79 108V107H78ZM99 108V107H98ZM108 108V107H107ZM111 108V107H110ZM172 108H175V107H172ZM215 108V107H214ZM220 108H222V107H220ZM66 109H68L67 107H66ZM116 109H118V107L116 108ZM157 109V108H156ZM168 109V108H167ZM179 109V108H178ZM230 109V108H229ZM232 109V108H231ZM69 110V109H68ZM70 110L72 111V109L70 108ZM75 110H76V108H75ZM78 110V109H77ZM106 110H108V109H106ZM111 110V109H110ZM158 110V109H157ZM166 110V109H165ZM164 110V111H165ZM200 110V111H199ZM220 110V109H219ZM239 110V109H238ZM84 111V110H83ZM94 111V110H93ZM112 111V110H111ZM110 111V112H111ZM116 111H118V110H116ZM133 111H134V109H133ZM149 111H150V107H149ZM148 111V112H149ZM161 111V110H160ZM170 111V110H169ZM177 111V110H176ZM210 111H212V110H210ZM214 111V110H213ZM228 111V110H227ZM226 111V112H227ZM231 111V110H230ZM85 112H87V111H84V113ZM103 112V111H102ZM143 112V111H142ZM146 112H147V110H146ZM147 112V113H148ZM166 112V111H165ZM199 112H202L201 114H199ZM206 112V111H205ZM207 112H209V111H207ZM219 112V111H218ZM234 112H235V110H234ZM71 112H69V114H70ZM75 113V112H74ZM80 113V112H79ZM90 113V112H89ZM107 113V112H106ZM152 113H154L153 111H152ZM155 113H157V111L155 112ZM162 113V112H161ZM185 113V114H186ZM224 113V112H223ZM229 113V112H228ZM232 113V112H231ZM236 113V112H235ZM68 114V115H69ZM83 114V113H82ZM81 114V116H84V114L82 115ZM85 114H87V113H85ZM92 114V113H91ZM112 114V113H111ZM119 114V113H118ZM205 114H208V113H205ZM233 114V113H232ZM71 115V114H70ZM100 115V114H99ZM115 115V114H114ZM148 115H151V114H148ZM161 115V114H160ZM196 115V116H195ZM236 115H238V113H236ZM258 115H259V117H258ZM74 116H76V115H74ZM86 116V115H85ZM87 116H88V114H87ZM89 116H90V114H89ZM88 116V117H89ZM93 116V115H92ZM112 116V115H111ZM141 115H139V113H138V115H135L134 117H140ZM157 116H158V114H157ZM163 116V115H162ZM164 116H166V114H164ZM179 116H181V115H179ZM178 116V117H179ZM186 116V115H185ZM185 116H183V118L185 117ZM207 116V115H206ZM205 115H204V117H206ZM208 116H211V115H208ZM208 116H207V118L206 119H208ZM225 116H226V113H225ZM229 116H230V114H229ZM240 116V115H239ZM242 116V115H241ZM248 116V115H247ZM70 117V116H69ZM73 117V116H72ZM106 117V116H105ZM129 116H128V114H125V115H122V118H128ZM145 117V116H144ZM149 117V116H148ZM154 117H155V115H154ZM200 117V118H199ZM212 117V116H211ZM214 117V116H213ZM216 117V116H215ZM218 117V116H217ZM244 117V116H243ZM258 117V118H257ZM66 118V117H65ZM75 118V117H74ZM81 118H83V117H81ZM182 118V119H183ZM225 118V117H224ZM230 118V117H229ZM242 118V117H241ZM247 118V117H246ZM92 119V118H91ZM112 119V118H111ZM141 119V118H140ZM144 119V118H143ZM149 119V118H148ZM214 119H216V118H214ZM66 120H67V118H66ZM77 120V119H76ZM158 120V119H157ZM160 120V119H159ZM164 120V119H163ZM169 120V119H168ZM185 120V119H184ZM190 120V119H189ZM213 120V119H212ZM233 120V119H232ZM238 120H240V119H238ZM241 120H243V119H241ZM249 120V121H250ZM62 121H65V120H62ZM71 121H73L72 119H71ZM70 121V122H71ZM80 121H81V119H80ZM100 121V120H99ZM117 121V120H116ZM122 121V120H121ZM128 121V120H127ZM145 121V120H144ZM150 121V120H149ZM148 121V122H149ZM152 121V120H151ZM150 121V122H151ZM156 121V120H155ZM191 121V122H192ZM206 121H208V120H206ZM210 119H209V123H210ZM230 121V120H229ZM248 121V122H249ZM78 122V121H77ZM82 122V121H81ZM105 122V121H104ZM107 122V121H106ZM109 122H110V120H109ZM129 122V121H128ZM162 122V121H161ZM168 122V121H167ZM175 122V121H174ZM182 122V121H181ZM190 122V123H191ZM194 122V123H195ZM198 122H197V124H198ZM216 122H217V120H216ZM233 122V121H232ZM243 122V121H242ZM241 122V123H242ZM245 122V121H244ZM73 123V122H72ZM130 123H131V121H130ZM129 123V124H130ZM139 123V122H138ZM144 123V122H143ZM208 123V122H207ZM208 123V124H209ZM212 123H213V121H212ZM214 123H215V121H214ZM213 123V124H214ZM218 123H220V122H218ZM216 124V125H218V126H220L219 124ZM236 123H238V122H236ZM256 123V122H255ZM261 123H263V122H261ZM58 124V123H57ZM60 124H62V123H60ZM64 124V123H63ZM66 124V123H65ZM80 124V123H79ZM98 124V123H97ZM102 124V123H101ZM120 124H122V123H120ZM128 124V125H129ZM140 124V123H139ZM160 124H162V123H160ZM160 124H158V125H160ZM165 124V123H164ZM186 124H188V123H186ZM185 124V125H186ZM191 124H193V123H191ZM196 124V123H195ZM197 124H196V126H197ZM212 124V125H213ZM234 124V123H233ZM245 124V123H244ZM251 124V123H250ZM82 125V124H81ZM154 125V124H153ZM157 125V124H156ZM155 125V126H156ZM207 125V124H206ZM211 124H210V126H212ZM216 125H215V127H216ZM222 125H224V124H222ZM221 125V126H222ZM236 125H238V124H236ZM61 126V125H60ZM64 126V125H63ZM97 126V125H96ZM175 126V125H174ZM189 126V125H188ZM226 126V125H225ZM252 126H254L253 124H252ZM256 126V125H255ZM259 126V125H258ZM262 126V125H261ZM58 127H59V124H58ZM64 127H66V126H64ZM64 127H62V128H64ZM78 127H80L79 125H78ZM102 127V126H101ZM106 127V126H105ZM104 127V128H105ZM138 127H140V126H138ZM137 127V128H138ZM162 127V126H161ZM161 127H160V129H161ZM191 127H193L194 128V125L193 126H191ZM229 127V126H228ZM67 128V127H66ZM65 128V129H66ZM112 128V127H111ZM186 128H187V126H186ZM198 128V127H197ZM212 128V127H211ZM217 129H218V127H216ZM221 128V127H220ZM219 128V129H220ZM249 128H252V127H249ZM255 128V127H254ZM261 128V127H260ZM58 129V128H57ZM56 129V130H57ZM97 129V128H96ZM107 129H110V126H109V128H107ZM158 129V128H157ZM199 129V128H198ZM207 130H205L204 132H206V131H208V127L206 128ZM214 129V131H217V130H215V128H213ZM219 129H218V131H219ZM224 129V128H223ZM227 129V128H226ZM233 129V128H232ZM231 129V130H232ZM255 129H258V128H255ZM60 130V129H59ZM63 130V129H62ZM72 130V129H71ZM70 130V131H71ZM95 130V129H94ZM93 130V131H94ZM100 130V129H99ZM111 130V129H110ZM151 130V129H150ZM163 130H165V129H163ZM190 130V129H189ZM194 130H197V129H194ZM193 130V131H194ZM200 130V129H199ZM210 130H212V129H209V131ZM225 130V129H224ZM228 130V129H227ZM92 131V130H91ZM104 131V130H103ZM102 131V132H103ZM167 131V130H166ZM171 131V130H170ZM169 131V132H170ZM184 131V133H185V130H183ZM183 131H182V133H183ZM191 131V130H190ZM192 131V132H193ZM198 131V130H197ZM208 131V132H209ZM223 131V130H222ZM242 131V130H241ZM249 131V130H248ZM258 131H260V130H258ZM263 131V130H262ZM59 132V131H58ZM61 132V131H60ZM59 132V133H60ZM74 132V131H73ZM151 132V131H150ZM153 132V131H152ZM174 132V131H173ZM179 132H180V130H179ZM195 132V131H194ZM204 132H200L201 134L203 133L204 134ZM240 131H238V133H239ZM252 132V131H251ZM254 132V131H253ZM257 132V131H256ZM55 133V132H54ZM68 133V132H67ZM76 133V132H75ZM98 133V132H97ZM130 133V132H129ZM175 133H177V132H175ZM199 133V132H198ZM210 133H211V131H210ZM212 133H214L213 131H212ZM211 133V134H212ZM216 133V132H215ZM219 133H220V131H219ZM224 133H226V130H225V132ZM227 133H229V131H227ZM234 133V132H233ZM232 133V134H233ZM246 133V132H245ZM260 133V132H259ZM94 134V133H93ZM111 134V133H110ZM138 134V133H137ZM144 134V133H143ZM193 134V133H192ZM208 136H209V133H206ZM205 134V135H206ZM217 134V133H216ZM216 134H214V135H216ZM247 134V133H246ZM253 134V133H252ZM251 134V135H252ZM57 135V134H56ZM55 135V136H56ZM70 135H71V133H70ZM123 135H124V133H123ZM139 135V134H138ZM177 135V134H176ZM220 135H223V134H220ZM225 135V134H224ZM223 135V136H224ZM251 135H249V136H251ZM260 135V134H259ZM54 136V137H55ZM59 136V135H58ZM72 136H73V134H72ZM75 136V135H74ZM88 136V135H87ZM107 136V135H106ZM118 136V135H117ZM126 136V135H125ZM128 136V135H127ZM150 136V135H149ZM151 136H154L153 134L151 135ZM171 136H173V135H171ZM189 136V135H188ZM197 136H200V135H197ZM196 136V137H197ZM204 136V135H203ZM211 136V135H210ZM213 136V135H212ZM211 136V137H212ZM218 136V135H217ZM230 136H231V134H230ZM235 136V135H234ZM242 136H244L245 137V135H242ZM47 137V136H46ZM52 137V136H51ZM105 137V136H104ZM155 137V136H154ZM158 137H160V136H158ZM180 137V136H179ZM185 137V136H184ZM194 137V136H193ZM202 136H200L199 138H201ZM205 138H206V136H204ZM220 137V136H219ZM233 137V136H232ZM248 137V136H247ZM252 137H254V136H252ZM252 137H250V138H252ZM256 137V136H255ZM262 137V136H261ZM59 138H61V137H59ZM94 138V137H93ZM106 138V137H105ZM119 138V137H118ZM128 138V137H127ZM136 138V137H135ZM134 138V139H135ZM224 138H225V136H224ZM224 138H222V139H224ZM43 139V138H42ZM83 139V138H82ZM100 139V138H99ZM137 139V138H136ZM139 139V138H138ZM138 139L137 140H135V141H138ZM146 139H147V137H146ZM145 139V140H146ZM159 139V138H158ZM172 139V138H171ZM197 139V138H196ZM204 139V138H203ZM221 139V140H222ZM233 139H234V137H233ZM246 139V138H245ZM247 139H249V138H247ZM44 140H47L46 138L44 139ZM56 140V139H55ZM65 140V139H64ZM73 139L71 138V141H72ZM145 140H144V142H145ZM148 140H150L149 138H148ZM147 140V141H148ZM178 140V139H177ZM220 140V141H221ZM229 140H230V137H229ZM259 140V139H258ZM262 140V139H261ZM36 141V140H35ZM48 141H50V140H48ZM53 141V140H52ZM57 141V140H56ZM59 141H60V139H59ZM66 141V140H65ZM70 141V142H71ZM75 141V140H74ZM128 141V140H127ZM133 142H134V140H132ZM143 141V140H142ZM208 141V140H207ZM212 141V140H211ZM218 141V140H217ZM231 141H232V139H231ZM264 141V140H263ZM44 142V141H43ZM43 142H41V143H39L38 144V146H36L37 147V152L40 150L39 148H40V146L42 145V143ZM75 142H78V141H75ZM84 142H85V140H84ZM95 142H97V141H95ZM105 142V141H104ZM108 142V141H107ZM155 142V141H154ZM199 142V141H198ZM204 142V141H203ZM213 142H214V140H213ZM212 142V143H213ZM250 142L251 143H253V145L252 144H249L251 147H253V149H255V152H256V154L258 155V158H262L261 156H263V159H264V155H261L262 153V151H263V148L261 147V142L260 141H256V140H250ZM36 143V142H35ZM45 143H47V141H45ZM44 143V144H45ZM50 144H52L51 143V141L49 142ZM53 143L55 144V142L53 141ZM102 143V142H101ZM138 143H139V141H138ZM146 143H148V142H146ZM157 143H159V140H158V142ZM176 143V142H175ZM209 143V142H208ZM224 143H225V141H224ZM236 143V142H235ZM41 144V145H40ZM43 144V145H44ZM49 144V145H50ZM64 144V143H63ZM71 144V143H70ZM72 144H73V142H72ZM76 144V143H75ZM84 144V143H83ZM97 144H99V143H97ZM170 144H171V141H170ZM199 144V143H198ZM219 144V143H218ZM226 144V143H225ZM236 144H238V143H236ZM244 144V143H243ZM256 144H258V145H256ZM58 145V144H57ZM57 145H52V148L54 149V147L56 146V147H58ZM103 145V144H102ZM151 145V144H150ZM161 145V144H160ZM175 145V144H174ZM217 145V144H216ZM227 145V144H226ZM54 146V147H53ZM73 146V145H72ZM90 146H92V145H89L88 147L90 148ZM101 146V145H100ZM212 146V145H211ZM263 146V145H262ZM43 147V146H42ZM49 147V146H48ZM66 147V146H65ZM64 147V148H65ZM73 147H75V145L73 146ZM80 147V146H79ZM141 147V146H140ZM146 147V146H145ZM172 147V146H171ZM170 147V150L172 149ZM175 147H176V145H175ZM175 147H173V150H175L174 148ZM178 145H177V148H176V150L178 149ZM197 147H199V146H197ZM213 147V146H212ZM211 147V149L213 150V148ZM220 147H222V146H220ZM69 148V147H68ZM76 148V147H75ZM95 148V147H94ZM98 148V147H97ZM149 148V147H148ZM153 148V147H152ZM187 148V147H186ZM217 148V147H216ZM225 148V147H224ZM39 149V150H38ZM47 149V148H46ZM50 149V148H49ZM67 149V148H66ZM70 149V148H69ZM73 149V148H72ZM92 149V148H91ZM106 149V148H105ZM124 149V148H123ZM157 149V148H156ZM164 149V148H163ZM48 150V149H47ZM58 150V149H57ZM62 150V149H61ZM71 150V149H70ZM86 150H89L88 148L86 149ZM96 150H98V149H96ZM95 150V151H96ZM132 150H134V149H131V151ZM141 150H142V148H141ZM173 150H172V152H173ZM215 150V149H214ZM218 150V149H217ZM231 150V149H230ZM250 150V149H249ZM50 151V150H49ZM69 151V150H68ZM82 151V150H81ZM90 151V150H89ZM123 151V150H122ZM144 151V150H143ZM222 152H223V150H221ZM254 151V150H253ZM35 152V151H34ZM55 152H57V151H55ZM92 152H94V151H92ZM96 152H99V151H96ZM135 152V151H134ZM178 152V151H177ZM195 152V151H194ZM228 152V151H227ZM227 152H225L224 154H226ZM233 152V151H232ZM264 152V151H263ZM51 153H53L52 151H51ZM59 153H60V150H59ZM68 153H70V152H67L66 154L68 155ZM88 153V152H87ZM143 153V152H142ZM145 153V152H144ZM231 153V152H230ZM248 153V152H247ZM36 154H38V153H36ZM61 154V153H60ZM63 154V153H62ZM78 154V153H77ZM90 154H91V152H90ZM119 154V153H118ZM136 154H138V152L136 153ZM141 154V153H140ZM167 154V153H166ZM175 154V153H174ZM173 154V155H174ZM227 154H229V153H227ZM234 154L235 153H233L232 155L234 156ZM56 155V154H55ZM80 155V154H79ZM82 155V154H81ZM95 155H97V154H94V156ZM142 155V154H141ZM145 156H146V154H144ZM231 154H229V156H230ZM232 155L230 156V157H232ZM52 156V155H51ZM64 156V155H63ZM63 156H61V157H63ZM66 156V155H65ZM72 156V155H71ZM88 156H89V154H88ZM131 156V155H130ZM129 156V157H130ZM145 156H143V157H145ZM167 156V155H166ZM228 156V155H227ZM245 156V155H244ZM243 156V157H244ZM57 157V156H56ZM59 157V156H58ZM57 157V158H58ZM69 157V156H68ZM81 157V156H80ZM140 158H141V156H139ZM217 157V156H216ZM223 157V156H222ZM236 157H238V156H236ZM243 157H241V158H243ZM41 158V157H40ZM44 158L45 157H43L42 159L44 160ZM53 158V157H52ZM57 158H56V160H57ZM77 158V157H76ZM89 158V157H88ZM93 158V157H92ZM123 158V157H122ZM134 158V157H133ZM177 157H174V159H176ZM233 158H235V157H233ZM50 159H51V157H50ZM63 159V158H62ZM62 159H61V161H62ZM75 159V158H74ZM137 159V158H136ZM136 159H135V161H136ZM145 159V158H144ZM239 159V158H238ZM244 159V158H243ZM40 160V159H39ZM70 160H72V158L70 159ZM84 160V159H83ZM158 160V159H157ZM161 160H162V158H161ZM262 160V159H261ZM42 161V160H41ZM57 161H59V160H57ZM56 161V162H57ZM64 161V160H63ZM66 161H68V160H66ZM66 161H65V163H66ZM76 161H77V159H76ZM79 161V160H78ZM77 161V162H78ZM87 161V160H86ZM85 161V162H86ZM134 161V160H133ZM141 161V160H140ZM145 161V160H144ZM151 161V160H150ZM149 161V162H150ZM252 161V160H251ZM76 162V163H77ZM79 162H81V161H79ZM83 162V161H82ZM81 162V163H82ZM123 162V161H122ZM127 162H128V160H127ZM127 162H125V163H127ZM246 162V161H245ZM264 162V161H263ZM44 163V162H43ZM69 163H72V161L71 162H69ZM88 162H86V164H87ZM136 163V162H135ZM134 163V164H135ZM139 163V162H138ZM227 163V162H226ZM254 163V162H253ZM52 164V163H51ZM56 164V163H55ZM57 164H59V163H57ZM140 164V163H139ZM141 164H144V163H141ZM140 164V165H141ZM151 164V163H150ZM149 164V165H150ZM171 164H173V162L171 163ZM258 164V163H257ZM260 164V163H259ZM258 164V165H259ZM59 165H61V164H59ZM63 165V164H62ZM69 165V164H68ZM79 165V164H78ZM81 165V164H80ZM90 165V164H89ZM131 165V164H130ZM138 165V164H137ZM139 165V166H140ZM145 165H147V163L145 164ZM245 165V164H244ZM251 165H252V163H251ZM50 166V165H49ZM55 166H58V165H55ZM65 166V165H64ZM70 166V168H71V165H69ZM126 166V165H125ZM224 166H225V164H224ZM247 166H249V165H247ZM254 166V165H253ZM252 166V167H253ZM262 167L263 165H259V167ZM60 167V166H59ZM67 167V166H66ZM65 167V168H66ZM81 167V166H80ZM79 167V168H80ZM144 167V166H143ZM186 167V166H185ZM242 167V166H241ZM245 167V166H244ZM252 167H250V168H252ZM255 167H258V166H254L253 168H255ZM76 168V167H75ZM78 168V169H79ZM142 168V167H141ZM145 168H146V166H145ZM149 168H150V166H149ZM158 168V167H157ZM164 168V167H163ZM170 167H168V169H169ZM174 168V167H173ZM41 169H42V167H41ZM63 169V168H62ZM78 169H77V171H78ZM82 169V168H81ZM101 169V168H100ZM143 169V168H142ZM223 169V168H222ZM228 169V168H227ZM233 169H235V168H233ZM233 169H231V170H233ZM247 169V168H246ZM264 169V166L262 167V169L261 170H263ZM53 170V169H52ZM58 170H61L60 168L58 169ZM64 170V169H63ZM85 170V169H84ZM124 170V169H123ZM165 170V169H164ZM167 170V169H166ZM173 171L175 170V168L174 169H172ZM238 170V169H237ZM249 170V169H248ZM253 170V169H252ZM255 170H258V169H256L255 168ZM66 171V170H65ZM125 171V170H124ZM140 171H141V169H140ZM143 171V170H142ZM147 171H149V169H147ZM147 171H145V173L147 172ZM163 171V170H162ZM177 170H175V172H176ZM227 171V170H226ZM234 171V170H233ZM231 172V173H233L234 174V172ZM241 171H242V169H241ZM48 172H49V169H48ZM58 172V171H57ZM75 172V171H74ZM80 173H81V170L79 171ZM149 172H151L152 173V171H149ZM250 172V171H249ZM253 172V171H252ZM258 172V171H257ZM45 173V172H44ZM61 173V172H60ZM65 173V172H64ZM64 173H63V175H64ZM73 173V172H72ZM85 173V172H84ZM134 173V172H133ZM165 173H167V172H165ZM171 173V172H170ZM185 173V172H184ZM193 173V172H192ZM192 173H189V175L190 174H192ZM225 173V172H224ZM227 173V172H226ZM241 173H243V172H241ZM48 174H50V173H48ZM51 174H52V172H51ZM56 174V173H55ZM54 174V175H55ZM75 174V173H74ZM136 174V173H135ZM139 174V173H138ZM173 174V173H172ZM171 174V175H172ZM252 174V173H251ZM261 174H262V171H261ZM69 175V174H68ZM129 175V174H128ZM133 175V174H132ZM150 175V174H149ZM148 175V176H149ZM177 175V174H176ZM195 175H197V174H195ZM264 175V174H263ZM43 176H45V174L43 175ZM53 176V175H52ZM60 176V175H59ZM73 176V175H72ZM142 176H144V174H142ZM166 176V175H165ZM168 176V175H167ZM182 176V175H181ZM185 176H187L188 177V175H185ZM193 177H195L194 176V173H193V175H192ZM249 175H248V173L246 174H243V178L245 179V180H248L247 178H249L248 177ZM252 176V175H251ZM129 177V176H128ZM169 177H170V175H169ZM180 177V176H179ZM178 176H177V178H179ZM183 177V176H182ZM181 177V180H185V178H186V180H187V177H185V178H182ZM199 175H198V178L197 179H194V180H198L199 181V183H201V181L200 180H202L203 181V179L201 178V179H199ZM254 177V176H253ZM45 179L47 178V176H45L44 177ZM142 178V177H141ZM158 178H160V177H158ZM165 178V177H164ZM164 178H162L163 180H164ZM56 179V178H55ZM133 179V178H132ZM150 179H151V177H150ZM152 179H153V177H152ZM167 179V178H166ZM170 179V178H169ZM191 180L192 181V183L194 184V180ZM236 179H238V178H236ZM250 179L252 180V178L250 177ZM51 180V179H50ZM53 180H54V177H53ZM77 180V179H76ZM215 180H218V179H215ZM214 180V181H215ZM56 181V180H55ZM63 181V180H62ZM143 181V180H142ZM159 181V180H158ZM170 181V180H169ZM198 181H197V183H198ZM46 182V181H45ZM44 182V183H45ZM77 182V181H76ZM174 182V181H173ZM185 182V181H184ZM187 182V181H186ZM205 181H203V184H206V182L204 183ZM213 182V181H212ZM211 182V183H212ZM216 182V181H215ZM171 183V182H170ZM175 183V182H174ZM182 183V181L179 183V184H181ZM198 183V185L202 188L203 186L204 187H206V189H208L207 187H211V186H205V185H203V186H201V184H199ZM49 184V183H48ZM73 184V183H72ZM172 184V183H171ZM178 183H176V185H177ZM185 184H187V183H185ZM208 184H210V183H208ZM217 183H215L214 185H216ZM233 184V183H232ZM231 184V185H232ZM243 184H246V183H243ZM259 184V183H258ZM45 185V184H44ZM173 185V184H172ZM171 185V186H172ZM175 185V186H176ZM192 184H190V186H191ZM211 185H213V184H211ZM214 185L212 186V187H214ZM45 186H47V185H45ZM181 186H183V184L181 185ZM187 186H189V185H187ZM189 186V187H190ZM199 186H196V187H199ZM220 186H222V185H220ZM177 187V186H176ZM224 187H228L227 185L225 186L224 185ZM61 188V187H60ZM193 188H194V186H193ZM217 188H219V187H217ZM217 188H215L214 187V189L213 190H215V189H217ZM232 188V187H231ZM253 188V187H252ZM49 189V188H48ZM47 189V190H48ZM195 189H197L198 190V188H195ZM195 189H192L191 188V190H195ZM200 189V188H199ZM245 189V188H244ZM61 190V189H60ZM212 190V191H213ZM233 190V189H232ZM45 191V190H44ZM58 191V190H57ZM196 191V190H195ZM205 191V190H204ZM208 191H209V189H208ZM255 191V190H254ZM42 192V191H41ZM46 192V191H45ZM48 192V191H47ZM61 192V191H60ZM199 192H202V191H199ZM215 192H216V190H215ZM245 192V191H244ZM52 193V192H51ZM50 193V194H51ZM54 193V192H53ZM203 193V192H202ZM208 193H210V192H208ZM217 193V192H216ZM40 194V193H39ZM56 194H57V192H56ZM55 194V195H56ZM201 194V193H200ZM214 194V193H213ZM221 194H223V193H221ZM246 194V193H245ZM42 195V194H41ZM44 195V194H43ZM203 195V194H202ZM228 195V194H227ZM204 196V195H203ZM233 196V195H232ZM246 196H247V194H246ZM246 196H245V200L247 199L246 198ZM254 196H255V194H254ZM45 196H43L42 198H44ZM207 197V196H206ZM208 197H209V195H208ZM211 197V196H210ZM209 197V198H210ZM213 197H215V195L213 196ZM223 197V196H222ZM236 197H238V196H236ZM252 197V196H251ZM52 198H54V195H53V197ZM212 198V197H211ZM217 198H219L218 196H217ZM239 198V197H238ZM244 198V197H243ZM262 198V197H261ZM46 199V198H45ZM49 199V198H48ZM123 199V198H122ZM215 199V198H214ZM213 199V200H214ZM223 199V198H222ZM42 200V199H41ZM50 201H51V198L49 199ZM216 200V199H215ZM229 200V199H228ZM227 200V201H228ZM231 200V199H230ZM229 200V201H230ZM249 200H251V199H249ZM37 201H39V200H37ZM43 201V200H42ZM42 201H39V202H42ZM46 201H47V199H46ZM218 201V200H217ZM223 201V200H222ZM222 201H221V203H222ZM247 201V200H246ZM255 201V200H254ZM258 201V200H257ZM224 202H226L225 200H224ZM233 202V201H232ZM248 202H250V201H248ZM261 202V201H260ZM38 203V202H37ZM230 203V202H229ZM262 203V202H261ZM264 203V202H263ZM40 204V203H39ZM42 204V203H41ZM233 204H236L235 202L233 203ZM233 206V205H232ZM236 206H238V205H236ZM126 207V206H125ZM235 207V206H234ZM252 207V206H251ZM261 207V206H260ZM233 208V207H232ZM240 208V207H239ZM258 208V207H257ZM244 209V208H243ZM250 209V208H249ZM260 209V208H259ZM241 211H242V209H240ZM245 210V209H244ZM261 210V209H260ZM259 210V211H260ZM234 211L236 212V210L234 209ZM239 211V210H238ZM241 211L239 212V213H241ZM249 211V210H248ZM246 212V211H245ZM253 212V211H252ZM247 213V212H246ZM250 213V212H249ZM256 213V212H255ZM261 213V212H260ZM254 214V213H253ZM258 215V214H257ZM238 216V215H237ZM241 216V215H240ZM239 217V216H238ZM243 217V216H242ZM264 217V216H263ZM256 218H258V217H256ZM242 219V218H241ZM243 219H245L244 217H243ZM247 219H249V218H246L244 221H245V223H246V221H247ZM261 219V218H260ZM238 220L240 221V219L238 218ZM250 221H248L246 224H248ZM242 223V222H241ZM251 224V223H250ZM250 224H248V228H249V225ZM253 224V223H252ZM252 224H251V226H250V228L252 227ZM241 225H243V224H241ZM264 225V224H263ZM246 228H247V226H246ZM247 228V229H248ZM262 228V227H261ZM245 229V228H244ZM264 229V228H263ZM255 229H253L252 231H254ZM258 230V229H257ZM247 232L249 231V229L248 230H246ZM261 231H263V230H261ZM251 233V232H250ZM262 233V232H261ZM248 234H249V232H248ZM264 234V233H263ZM252 235V234H251ZM260 235H262V234H260ZM249 236V235H248ZM264 236V235H263ZM258 237V236H257ZM260 237V236H259ZM262 237V236H261ZM251 238V237H250ZM252 238H255V236L254 237H252ZM256 239V238H255Z\"/></svg>","mask_w":264,"mask_h":264}]
</instances>
